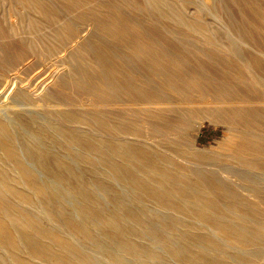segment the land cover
Masks as SVG:
<instances>
[{
    "label": "bare ground",
    "instance_id": "1",
    "mask_svg": "<svg viewBox=\"0 0 264 264\" xmlns=\"http://www.w3.org/2000/svg\"><path fill=\"white\" fill-rule=\"evenodd\" d=\"M95 1L97 7L93 5ZM12 2L20 7L18 11L22 9L27 13L24 18L26 27L16 25L14 34L19 42L0 38V64L4 61L9 63L15 53L17 59H24L32 47H40L52 54L53 50L67 46L68 55L59 67L50 71L39 90L32 89L38 96H34L36 99L27 100L25 96L18 101L13 99L0 103V110L12 112L20 106L21 112L30 113V107H41L52 110L50 115L63 112L71 115L73 119L69 122H83L97 135L110 140L107 145L81 142L76 138V143L84 146L81 148L90 151L94 157H105L109 151L122 155L119 163L108 168L114 178H132L130 171L139 172L147 188L160 195L164 192L170 194L174 208L187 211L193 223L207 229L203 235L193 234L190 229L181 230L178 223L182 216L175 218L165 214L159 220L168 224L169 229H158L157 222L152 224L153 229H140L142 235L160 232V239H154L155 243L143 249L130 239L131 232L112 230L106 235L89 231L82 225L78 233L91 241L92 247L76 245L72 239L71 248L46 250L38 252L39 255L61 264H156L157 261L162 264H264V219H258V215L254 217L259 212L255 204L240 198L242 195L261 201L260 193H264V99H251L245 90L223 84L224 78L221 80L216 75L218 67L199 63L187 65L189 55L186 53L158 50L157 42L146 41L149 37L139 24L113 18L111 13L119 11L110 3L85 0L86 3L77 6L84 14V22L94 32L88 40L78 42L81 46L78 50L76 45L69 44L76 36L70 32L76 28V21L66 20L65 16L64 19L61 13L67 10L75 14L76 0ZM217 8L219 12L222 10L219 6ZM60 21H67V26L60 27ZM101 32L104 35H100ZM66 37L70 38L68 44L63 41V38L67 40ZM106 41L123 43L125 48L121 51L111 48L98 51L91 47V42L102 44ZM217 53L223 58L229 57L223 49ZM119 62L126 65L123 64V68L116 66ZM244 69L264 87V72L256 71L248 64ZM23 86L19 81L12 90L16 89L15 93H18ZM195 105H201L202 110L195 111ZM121 110L124 114H117ZM204 119L215 124L221 122L226 127L227 134L214 147L197 146L196 137L190 133V130L198 129ZM39 121V126L47 127L45 121ZM12 130L13 122L0 117V199L6 191L20 196L22 203L28 204V197L19 195L11 185L12 180H23L44 195V187L50 186L38 179L31 165L32 161L39 162L40 157L17 146ZM115 140H136L139 145L115 146ZM167 143L173 144L174 148L164 147ZM152 147L165 152L168 155L165 158L179 161L183 168L163 165L164 160L162 163L153 160L149 153ZM214 156L230 160V168L223 169L226 173L223 177L235 186V190H230L219 179H214L216 191L211 189L202 171L207 165L206 160ZM12 170L15 174L10 173ZM43 198L40 195V204L45 201ZM219 198L225 203L216 208L214 205ZM4 222L5 217L0 216V264H21L16 259L23 258L22 254L17 253V258L14 257V248L18 247L16 233L8 227L6 230ZM227 238L234 240L235 245L229 246Z\"/></svg>",
    "mask_w": 264,
    "mask_h": 264
},
{
    "label": "rangeland",
    "instance_id": "2",
    "mask_svg": "<svg viewBox=\"0 0 264 264\" xmlns=\"http://www.w3.org/2000/svg\"><path fill=\"white\" fill-rule=\"evenodd\" d=\"M12 1L15 0H0V38L13 39L16 43L19 40L16 39L14 32L17 26L26 27L24 18L27 13L22 9L18 11L20 7L15 6L16 2ZM101 1L117 7L119 12L111 13L113 18L117 17L127 23L139 24L149 37L146 41L157 42L158 50L186 53L189 55L186 61L187 65L199 63L218 67L216 75L221 80L224 78V81H221L223 84L227 83L234 89L245 90L251 99H264V87L244 69V65L248 64L256 71L264 72V0ZM83 2L86 3L85 0H76V15L67 10L61 12L66 20L76 21V28L74 31H70L76 36H72L74 38L70 43L68 42L70 38L67 37V40L63 38V41L70 45H76L78 50L81 49L78 42L82 43L88 40L90 35H94L92 27L84 22L83 12L77 7ZM95 2L93 5L97 7V1ZM218 6L222 8L220 12ZM220 20L223 22L221 23ZM20 21L22 26L18 24ZM67 24V21H60L62 28H65ZM99 34L104 35L102 32ZM107 34L108 32L105 33V35ZM44 35L46 34L44 33ZM91 47L98 51L106 50V48L121 51V49L124 50L125 44H117L112 41L102 44L91 42ZM12 48L10 47L11 51H13ZM26 48L29 47L26 46ZM222 49L228 52L227 59L217 53ZM67 52V46L64 48L61 46L56 51L53 50L52 54L40 47H32L31 51L28 50V55L26 54L25 57L23 56L24 59H20L22 62L17 59L16 53L12 52L13 56H11L10 62L4 61L0 64V103H8L13 99L18 101L25 97L27 100L36 99L38 96L33 94L32 89L39 90V86L46 81L50 71L59 67L63 58L67 57ZM123 64L126 65L125 62H119L116 66L123 68ZM220 70L222 71L220 72ZM223 72L226 73L223 74ZM19 81L24 84L23 87L26 90L21 87L20 92L15 93L16 89L13 91L12 87ZM194 108L195 111L202 110L201 105H195ZM15 110L12 112L0 110L2 111L0 117L13 122L12 131L15 134L17 146L23 151L29 149L40 157L39 162L32 161L31 165L36 170L38 179L50 186L44 187V195L23 180L17 178L12 180L11 185L19 192V195L28 197L26 200L28 204L22 203L20 196L12 195L6 191L2 194L0 216L5 217L6 222L4 223L7 225L5 229L9 228L16 233L15 239L18 247L14 248L16 251L14 257L17 258V253H21L23 256V258H17V262L21 264H61L56 263L52 258L39 255L38 252L71 248L73 247L72 239L76 245L92 247L93 243L78 233L79 227L82 225L89 231L106 235L112 233V230L131 232L133 234H129L130 239L143 249H147L152 243H155L154 239L156 240L158 237L160 239L158 235L160 232H156L155 235H142L139 233L140 229H153L155 227L152 224L155 222L160 226L158 229H169L168 224L159 220V217L165 214L175 218L179 217L177 215L182 216L178 223V228L181 230L190 229L193 234L197 235L207 232L205 226H197L190 220L191 215H188L187 211L174 208L170 194L164 192L165 194L160 195L147 188L145 180L139 177V172L130 171L132 178H114L108 168L112 164L119 163L122 155L109 151L110 154L105 157H94L90 151L81 148L83 145L79 146L80 144L78 145L75 141L76 138L81 139V142L89 143L108 145L110 142L108 138L97 135L83 122L77 120L73 123L69 122L68 120L72 118L71 115L65 112L50 115L52 110L41 107H30L28 109L30 113L21 112L20 106L19 108L15 107ZM118 112L117 114L120 112L121 115L122 112L124 114V110ZM39 119L45 121L44 124L47 127H44L43 124L39 126ZM49 127L55 130L47 129ZM53 131L62 135H56ZM190 133L196 137L197 146L210 148L222 140L223 136L227 134V130L221 122L215 124L204 119L203 124L194 131L190 130ZM113 143L115 146L119 144L125 147L139 145L136 140H115ZM73 144L74 146H72ZM165 146L174 148L170 143ZM149 153L151 158L159 163H162L161 160L166 161L162 163L163 165L173 164L176 168H183L179 161L171 157L165 158L168 155L156 147L149 149ZM0 155H2L1 150ZM28 161L31 160L28 159ZM206 162L207 165L202 172H205L206 180H208L211 189H214L213 191H216L215 185L217 186L214 179L223 180L221 182L225 186L230 190H235V186L223 177L226 175L223 169L230 168L229 159L223 156H214L207 159ZM183 170L188 173V170ZM10 173H14V171L12 170ZM227 175L229 174L227 173ZM40 195L44 197L43 201L45 200L41 202L42 204L39 203ZM260 195L261 201L242 195L240 198L255 204L258 207L256 210L259 212H256L254 217L258 215V219L263 220L264 193H260ZM217 200L219 202L216 201L214 206L220 208L219 204L225 203V200L221 198ZM57 216H61V218ZM218 235L220 239H224L219 233ZM233 241H227L229 246L235 245ZM156 264L162 263L157 261Z\"/></svg>",
    "mask_w": 264,
    "mask_h": 264
}]
</instances>
